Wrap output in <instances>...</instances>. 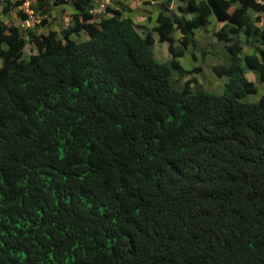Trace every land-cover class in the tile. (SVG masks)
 Segmentation results:
<instances>
[{"label":"trees","instance_id":"obj_1","mask_svg":"<svg viewBox=\"0 0 264 264\" xmlns=\"http://www.w3.org/2000/svg\"><path fill=\"white\" fill-rule=\"evenodd\" d=\"M178 2L143 16L179 30L159 63L126 0H0V264L264 261V2ZM208 15L220 94L177 81Z\"/></svg>","mask_w":264,"mask_h":264},{"label":"rangeland","instance_id":"obj_2","mask_svg":"<svg viewBox=\"0 0 264 264\" xmlns=\"http://www.w3.org/2000/svg\"><path fill=\"white\" fill-rule=\"evenodd\" d=\"M264 2V0H263ZM126 3L132 8L131 12H130V16L131 18L136 22L138 20H141L140 21V24L143 26L145 25V23L143 22L146 21L145 18H143V9L144 8H147L146 6H141L139 1H131V0H126ZM152 9H160L162 8L161 6V3L160 2H156L154 3L152 6H151ZM61 9H64V11L68 14L71 9L70 7H62V8H57V12L56 11H52L50 12L49 16L45 18L46 20V25H40L39 23V19L36 20V22L34 23L36 25V27H34V32L35 33H39L41 31H47V28H49V30H54V31H60L61 28H63V26L65 25L66 23V15L65 13H62L60 12L59 13V10ZM58 18V19H57ZM13 20V24H15V26H17L20 21L18 18H12ZM28 23H25L23 26H27ZM221 24L220 23H215L214 21H212L211 23V30L213 28H217L218 26H220ZM146 28L147 30H149V25L147 24L146 22ZM210 28V27H209ZM152 36L154 37V44L153 46H151V49H152V55L154 57V59L157 61V62H163V60L165 59H168V55L169 53L167 52V49H166V46L167 44L166 43H159L156 41V37H155V34H152ZM203 36H206V32H203ZM196 39L199 40V43L200 45L206 47V45L204 43H207L209 42V40H207L206 38H203V42L199 39V36L195 35ZM189 49V48H188ZM195 56H198V53L195 52ZM226 56V54H225ZM227 58V56H226ZM227 62V60H226ZM225 62V63H226ZM216 64L215 60L213 59V57H211L210 54H206L204 59L201 61V60H190L188 57H184L182 59H180V64H181V67L184 69V70H189V69H195V68H200V72L197 74V79L198 81L200 82L201 86L205 89V90H209L210 92L214 91L215 94H218L219 93V88H221L222 86V82L223 81H220L218 80V78H216L213 73L211 72L210 70V66L213 65V64ZM188 77V76H187ZM190 77V76H189ZM188 77V78H189ZM248 79H252V76H247ZM258 95H254V96H251L249 98V101H253L257 98Z\"/></svg>","mask_w":264,"mask_h":264},{"label":"clouds","instance_id":"obj_3","mask_svg":"<svg viewBox=\"0 0 264 264\" xmlns=\"http://www.w3.org/2000/svg\"><path fill=\"white\" fill-rule=\"evenodd\" d=\"M94 2H96L97 3V8L98 9H100L101 11H102V8H104L105 7V5L107 4V3H109L110 1H112V2H115V3H117V2H122V0H93ZM131 1H139V3H140V5L141 6H146L147 8H144L143 9V11H144V13H143V16L148 12V9H149V11H153V10H157V9H152L151 8V6L154 4V3H156V2H160L161 3V6H162V8H160V9H158V11H160V10H162V9H164V8H166V10H168L167 11V16H169V17H173V15L176 13V11H175V8H176V6L177 5H179V2H178V0H156V1H152V2H150L149 3V5H145V4H142L141 2H142V0H131ZM167 2V3H166ZM64 8V7H66L64 4H60L59 6H55L54 8H53V12L54 11H56L57 12V8ZM131 10H132V8H131ZM60 12H62V13H65V15H66V25L69 23V13L67 14L65 11H64V9H61V10H59V13ZM101 13H103V11L101 12ZM249 13V15L251 16V12H248ZM154 15V14H153ZM151 16L152 17V19H153V17L154 16ZM129 16H130V13H129ZM252 17V16H251ZM130 18H131V16H130ZM144 18V17H143ZM132 19V18H131ZM132 21H133V23L135 24V27H137V29H139L140 31H142L143 33L144 32H147V31H149L150 32V34H151V36H152V34H155V37H156V41L157 42H159V43H166L167 44V46H166V49L168 48V46H170L171 44H173L174 46H179V43L181 42L180 41V34H179V30L178 29H176V28H174L172 31H168L167 30V35L165 36V38H169V39H171V41L173 42H170V41H168V40H166L165 38H164V40L162 41V42H160V41H158V37H157V35H156V33L155 32H152L150 29H151V27H154L155 26V23L153 22V20H151V22H150V25H149V30H147V28H146V22H147V20L146 21H144L143 20V22L145 23V25H141L140 24V21L141 20H138V21H134L133 19H132ZM208 21H209V23L207 24V25H205L204 27H200V28H197L194 32H195V35H196V33H197V35L199 36V39L203 42V38H206L207 40H209V42H207V43H204L205 45H206V47H204V46H202V45H200V43H199V40H197L198 41V43H199V47H202V48H204V49H207L206 50V54H210L211 55V57H213V59L215 60V62H216V64L217 63H221V64H223V63H225L226 62V60H227V58H226V56H225V51H224V44L223 43H221V42H215V40H214V38H213V36H212V34H211V32L215 29H218L221 25H222V23L221 22H216V21H214V19L210 16V15H208ZM212 21H214L216 24L217 23H220L221 25L220 26H218L217 28H213L212 30H211V23H212ZM147 24H148V22H147ZM65 26V25H64ZM63 26V27H64ZM210 27V28H209ZM203 32H206V36H203ZM143 33H141V34H143ZM81 35H82V37L83 38H86V36L84 35V34H82L81 33ZM232 36V35H231ZM152 39H153V41H154V37L152 36ZM154 44V43H153ZM153 44H152V46H153ZM189 48V47H188ZM187 48V50L184 52V55H183V57L182 58H184V57H188L190 60H192V61H194V60H203V59H200V53H199V51H197V50H190V48L188 49ZM149 49H150V51H152V49H151V46L149 47ZM189 50H190V53H192L193 54V57H191V55H189ZM167 52H168V50H167ZM195 52H197L198 53V56H195ZM152 53V52H151ZM169 53V52H168ZM205 54V55H206ZM169 57H168V59H165V60H163V62H165L166 60H169L170 59V53H169V55H168ZM205 57V56H204ZM181 58V59H182ZM159 63H162V62H159ZM179 64H180V60H179ZM215 65V63L213 64V65H211L210 66V68H212V66H214ZM180 66H181V64H180ZM183 69V68H182ZM199 69V71L197 72V73H195V74H188V73H185L184 74V76L183 77H178L177 76V81H178V84H181V83H183L184 82V80L185 79H190L191 77H196V79H197V74L200 72V68H198ZM211 70V69H210ZM211 72H212V70H211ZM214 75V74H213ZM189 78H188V77ZM215 76V75H214ZM247 76H252V79H248V77ZM173 77H175V76H173ZM244 78L247 80V81H251V82H255V81H257V77H256V75H254V74H252V73H247V74H245L244 75ZM218 80H220V81H223L222 82V86H221V88H219V93L218 94H220L221 93V89H222V87H223V84L226 82V78H224V77H221V78H218ZM197 81H198V79H197ZM199 82V81H198ZM200 83V82H199ZM203 88V87H202ZM203 90H205L204 88H203ZM205 91H208V92H210L209 90H205ZM212 92H214V91H212ZM260 92V91H259ZM257 95V94H256ZM259 262L261 263V264H264V261L262 260V259H259Z\"/></svg>","mask_w":264,"mask_h":264}]
</instances>
